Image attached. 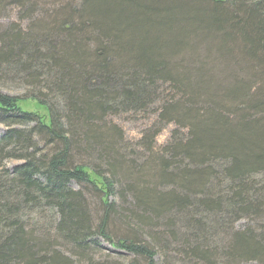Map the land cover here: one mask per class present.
Wrapping results in <instances>:
<instances>
[{
  "label": "trees",
  "instance_id": "16d2710c",
  "mask_svg": "<svg viewBox=\"0 0 264 264\" xmlns=\"http://www.w3.org/2000/svg\"><path fill=\"white\" fill-rule=\"evenodd\" d=\"M6 81L0 264H264V0H0Z\"/></svg>",
  "mask_w": 264,
  "mask_h": 264
},
{
  "label": "rangeland",
  "instance_id": "374dc122",
  "mask_svg": "<svg viewBox=\"0 0 264 264\" xmlns=\"http://www.w3.org/2000/svg\"><path fill=\"white\" fill-rule=\"evenodd\" d=\"M17 16L14 14L11 19H4L1 21V25L4 27L6 26L9 21H16ZM0 93H4V95H11L15 97H22L25 93V89L21 85H17L16 83H13L12 81L8 82L6 81L5 84H2L0 82ZM22 108L25 109V111L31 112V113H36L38 114L41 118L44 120L48 121V113L47 110L43 107H39L37 104L33 102H27V103H22L21 104ZM143 113L140 115H134L130 114L127 116H122L120 118L114 119L116 121V124H118L120 127L125 132V136L127 137V140L130 142H137L142 139L144 133L149 130L150 128L153 127L154 123L156 122V117L154 114H151L150 116H146ZM3 117L0 116V120H2ZM174 129V126L170 125L166 127L159 137L157 138V146H164L167 144V142L170 139L171 132ZM5 128L0 124V138L4 135L5 133ZM18 163L16 162H10L7 165V169L9 172H13L14 169L18 166ZM72 187L76 190H79V186L77 184L72 183ZM91 207H97V200L95 199H89ZM40 217H37L36 220H40ZM44 223L42 222L41 226L47 227V225H43ZM245 225V220H241L236 224V228L242 227ZM100 244L103 249H101L100 254H95V259L98 263L100 264H108V263H114V262H119L121 261L124 262L123 259H121L123 255H126L124 251H117L113 250L112 247L102 239H99ZM116 252L115 254H112L111 252ZM109 254L113 257H107ZM119 255V257L117 256ZM125 264V263H124ZM246 264H256V263H246Z\"/></svg>",
  "mask_w": 264,
  "mask_h": 264
}]
</instances>
